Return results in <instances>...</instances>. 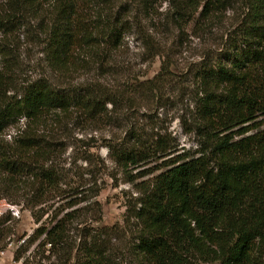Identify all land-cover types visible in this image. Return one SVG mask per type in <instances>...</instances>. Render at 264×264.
<instances>
[{
	"label": "trees",
	"instance_id": "obj_1",
	"mask_svg": "<svg viewBox=\"0 0 264 264\" xmlns=\"http://www.w3.org/2000/svg\"><path fill=\"white\" fill-rule=\"evenodd\" d=\"M127 1L6 0L0 30L30 12L47 17L44 51L57 76H69L84 63L95 71L88 82L77 85H55L40 77L0 100V199L21 205L35 224L40 222L12 260L17 262L37 241L23 264L38 254L41 260L45 252L56 264H264V0H170L177 28L172 30L180 35L187 25L219 19L233 2L241 13L221 46L181 73L192 87L185 93L190 96L187 118L180 119L196 143L192 153L179 152L173 138L158 131L145 135L128 129L119 144H107L125 174L128 167L139 169L160 160L127 180L138 196L125 208L123 226L116 230L126 227L129 241L126 229L120 236L108 227L82 229L74 237V212L54 215L50 227L41 222L45 211L35 208L58 190L59 176L42 162L53 152L51 143L22 130L10 143L13 149H7L4 130L20 119L35 126L47 120L59 124L63 118L89 125L111 122L106 104L110 113L122 100L128 108L163 102L162 93L171 82L165 41L146 43L152 56L164 58L158 76L122 89L103 82L113 70L112 54L126 33L133 32L124 15L134 11L133 17L140 19L155 2ZM44 4H49L45 11ZM201 31L192 29L195 35ZM23 173L35 188L26 191L13 184ZM15 221L10 216L0 220V250Z\"/></svg>",
	"mask_w": 264,
	"mask_h": 264
},
{
	"label": "rangeland",
	"instance_id": "obj_2",
	"mask_svg": "<svg viewBox=\"0 0 264 264\" xmlns=\"http://www.w3.org/2000/svg\"><path fill=\"white\" fill-rule=\"evenodd\" d=\"M6 5V0H0L1 17L4 15ZM115 5L117 4H114V8L117 7ZM42 8L45 11L49 8V4L42 5ZM133 12L124 15L128 29H133V32L126 33L120 47L112 54L113 58L109 61V65L113 70L102 79L104 83L110 84V87L122 89L127 87L125 85L141 84L142 81L158 76L164 58L152 56L146 43L165 41L166 47L170 48L172 65L169 69L171 82L162 93L163 102H149V104L139 102L134 108H128L122 100L112 107L110 113L111 105L106 104L107 113L113 120L95 125L80 124L63 118L59 124L47 120L35 126L26 123L25 119H20L14 125L7 127L1 135L7 149H13L14 145L10 143L21 134L22 130L25 135H40L51 143L53 152L46 161L42 162L45 166L52 167L59 176L58 190L50 192L47 200L35 210L39 207L44 209L45 214L41 222L46 221L47 227L51 226L49 220L54 215L61 217L66 212H74L76 218L73 220L71 232L74 237H77L82 229L86 231L97 227H108L116 230L118 229L116 227H122L125 208L133 205L138 196L136 187L127 181L130 174L151 169L160 163V160L153 161L139 169L128 167L125 174L113 161L107 144H119L126 130H143L142 134L156 131L166 133L173 138L179 152L184 150L192 153L195 150L196 143L193 136L186 133L180 123L182 117L187 118L190 96L185 93L192 88L183 80L184 75L181 73L189 63L199 61L204 53L221 46L227 33L238 22L241 9L233 2L231 7L220 13L219 19L201 22L197 27L187 25L182 28L185 30L181 35L176 30H172L177 28L171 17L170 0H155L151 12L140 19L134 18ZM24 16L19 22L16 19V24L13 26L7 25L0 30V100L5 101L8 95L14 94L23 84L40 77L48 79L55 85H77L86 83L94 77L95 71L86 63L82 69L69 76H57L49 67L44 51L47 17L33 12ZM140 29L141 32L138 33ZM192 29H202V31L199 35H195ZM79 57L81 60L84 59V62H88L85 56L79 55ZM188 86L189 89L186 88ZM13 184H17L21 189L25 188L26 191L36 187L25 173L15 177ZM5 204L14 205L0 199L1 208H4ZM15 206L20 210V217L13 223V234L9 236V241L5 240L7 241L5 248L0 250V264H23L25 257L32 256L35 252L37 241L27 248L17 262L12 260L14 252L25 245V240L40 225V222L38 224L33 222L28 210L22 209L21 205ZM125 229L128 233L126 239L129 241L131 237L126 227L116 231L121 236L122 230ZM43 255L44 258L41 260L39 254L35 259L29 258V263L56 264L54 256L48 255L47 252Z\"/></svg>",
	"mask_w": 264,
	"mask_h": 264
},
{
	"label": "built area",
	"instance_id": "obj_3",
	"mask_svg": "<svg viewBox=\"0 0 264 264\" xmlns=\"http://www.w3.org/2000/svg\"><path fill=\"white\" fill-rule=\"evenodd\" d=\"M5 216H10L11 218L18 219L20 217V210L15 205L5 204L4 208H1L0 206V218Z\"/></svg>",
	"mask_w": 264,
	"mask_h": 264
}]
</instances>
